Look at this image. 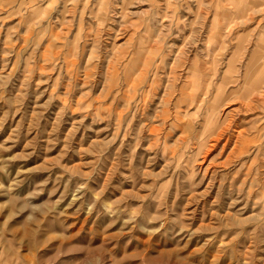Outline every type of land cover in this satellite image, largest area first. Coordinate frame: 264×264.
Instances as JSON below:
<instances>
[{
	"label": "rangeland",
	"instance_id": "374dc122",
	"mask_svg": "<svg viewBox=\"0 0 264 264\" xmlns=\"http://www.w3.org/2000/svg\"><path fill=\"white\" fill-rule=\"evenodd\" d=\"M245 71L264 0H0V264H264Z\"/></svg>",
	"mask_w": 264,
	"mask_h": 264
},
{
	"label": "bare ground",
	"instance_id": "6f19581e",
	"mask_svg": "<svg viewBox=\"0 0 264 264\" xmlns=\"http://www.w3.org/2000/svg\"><path fill=\"white\" fill-rule=\"evenodd\" d=\"M248 69V68H247ZM247 69H246V71H247ZM245 71V73H243L244 74V78H243V84H246V85H244V87H245V89L243 90V92H241L240 91V89L239 90H237V91H227V94H224L226 91H223V89H224V86L223 87H218L217 89H216V91H215V94H214V101H217V100H222V101H225V100H229V99H231L230 97H231V95H235V94H240V92H241V95L242 96H244V98L245 99H247L246 101L248 102V100H250L248 103H252L253 101V98L255 99V101L256 100H259L260 98H261V95L263 94L262 92H264V86H262V85H256L255 87H254V89H252V90H250V84H248L249 83V80H250V74L248 73V72H246ZM235 74H236V72H234ZM238 73V72H237ZM240 73V72H239ZM242 73V72H241ZM240 75V74H239ZM212 77H210V79L208 80V87H207V89L203 92H201V94L202 93H204V95H207L208 96V94L209 93H211L212 91H211V89H212V84L214 83V81H215V79H216V77H217V72H215L214 71V73L211 75ZM242 79V78H241ZM239 80V78H236L233 82H237ZM240 83V82H239ZM204 84V83H203ZM202 84V85H203ZM229 85V84H228ZM234 86V85H233ZM195 89H197V88H195ZM204 90V89H203ZM229 90V89H228ZM233 90V89H232ZM197 91H200L199 89L197 90ZM211 91V92H210ZM194 92H195V90H194ZM224 94V95H223ZM195 95V94H194ZM196 95L198 96V93L196 92ZM195 95V96H196ZM263 96V95H262ZM206 97V96H205ZM195 99V98H194ZM203 99H204V96H203ZM252 99V100H251ZM200 100V99H199ZM201 101V100H200ZM205 101H206V99H205ZM204 101V102H205ZM199 102V101H198ZM244 103V104H246V105H248V103ZM201 103V102H200ZM245 105V106H246ZM249 106V105H248ZM213 107V106H212ZM199 109V108H198ZM209 118H211L210 116H209ZM211 121H212V119L211 120H209V121H207V125H210L211 124ZM214 128V127H213ZM220 135H221V133H220ZM244 139V138H243Z\"/></svg>",
	"mask_w": 264,
	"mask_h": 264
}]
</instances>
